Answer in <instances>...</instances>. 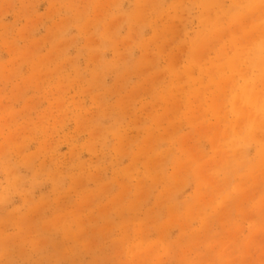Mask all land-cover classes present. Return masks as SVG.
Returning <instances> with one entry per match:
<instances>
[{
  "label": "rangeland",
  "instance_id": "1",
  "mask_svg": "<svg viewBox=\"0 0 264 264\" xmlns=\"http://www.w3.org/2000/svg\"><path fill=\"white\" fill-rule=\"evenodd\" d=\"M0 264H264V0H0Z\"/></svg>",
  "mask_w": 264,
  "mask_h": 264
}]
</instances>
